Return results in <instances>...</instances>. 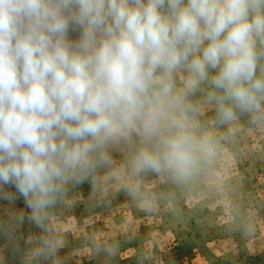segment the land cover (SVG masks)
Segmentation results:
<instances>
[{"label": "clouds", "instance_id": "clouds-1", "mask_svg": "<svg viewBox=\"0 0 264 264\" xmlns=\"http://www.w3.org/2000/svg\"><path fill=\"white\" fill-rule=\"evenodd\" d=\"M241 118L264 130V0H0V202L18 223V201L44 229L85 183L146 204L148 174L190 186Z\"/></svg>", "mask_w": 264, "mask_h": 264}, {"label": "rangeland", "instance_id": "rangeland-1", "mask_svg": "<svg viewBox=\"0 0 264 264\" xmlns=\"http://www.w3.org/2000/svg\"><path fill=\"white\" fill-rule=\"evenodd\" d=\"M141 183L150 204L111 182L70 187L44 229L21 201L12 210L22 223L0 202V264H42L37 232L56 243L52 264H264V130L246 118L196 183L155 174Z\"/></svg>", "mask_w": 264, "mask_h": 264}, {"label": "trees", "instance_id": "trees-1", "mask_svg": "<svg viewBox=\"0 0 264 264\" xmlns=\"http://www.w3.org/2000/svg\"><path fill=\"white\" fill-rule=\"evenodd\" d=\"M41 236H45V233L37 232V237H41ZM41 257H42V264H52L48 256H41Z\"/></svg>", "mask_w": 264, "mask_h": 264}]
</instances>
